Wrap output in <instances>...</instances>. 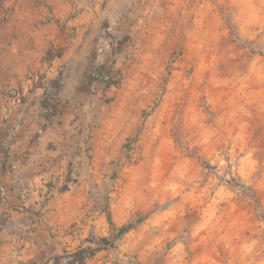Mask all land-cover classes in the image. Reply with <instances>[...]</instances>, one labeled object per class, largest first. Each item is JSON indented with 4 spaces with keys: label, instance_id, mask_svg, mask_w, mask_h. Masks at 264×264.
Instances as JSON below:
<instances>
[{
    "label": "rangeland",
    "instance_id": "1",
    "mask_svg": "<svg viewBox=\"0 0 264 264\" xmlns=\"http://www.w3.org/2000/svg\"><path fill=\"white\" fill-rule=\"evenodd\" d=\"M0 150V264H264V0H0Z\"/></svg>",
    "mask_w": 264,
    "mask_h": 264
},
{
    "label": "crops",
    "instance_id": "2",
    "mask_svg": "<svg viewBox=\"0 0 264 264\" xmlns=\"http://www.w3.org/2000/svg\"><path fill=\"white\" fill-rule=\"evenodd\" d=\"M1 156L0 153V186H4L6 200L0 203V213L3 211L11 212L12 207L16 208L18 205V189L17 186L12 187V185H15L18 179L23 175L20 166L15 160L10 159V161H7V158L2 159ZM11 200L15 201L12 202Z\"/></svg>",
    "mask_w": 264,
    "mask_h": 264
},
{
    "label": "trees",
    "instance_id": "3",
    "mask_svg": "<svg viewBox=\"0 0 264 264\" xmlns=\"http://www.w3.org/2000/svg\"><path fill=\"white\" fill-rule=\"evenodd\" d=\"M108 221L110 223V226L112 228V230L117 231V234H123L128 230V227H122V228H115V225L111 222L110 217L108 215ZM110 246V241H108L107 239L103 238L100 240V245L97 247V249L95 250V252H100L105 250L107 247ZM93 254H91V256H93Z\"/></svg>",
    "mask_w": 264,
    "mask_h": 264
}]
</instances>
